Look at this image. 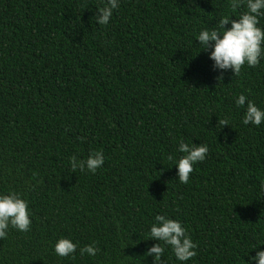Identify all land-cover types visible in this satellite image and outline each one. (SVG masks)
I'll return each instance as SVG.
<instances>
[{
  "label": "trees",
  "instance_id": "obj_1",
  "mask_svg": "<svg viewBox=\"0 0 264 264\" xmlns=\"http://www.w3.org/2000/svg\"><path fill=\"white\" fill-rule=\"evenodd\" d=\"M106 2L0 0V192L32 210L28 231L0 239V264H156L144 254L158 213L197 244L185 264H246L264 241V122L242 124L234 99L264 108V60L234 75L200 51L229 0H119L100 25ZM180 140L209 146L186 184ZM94 150L95 173L72 170ZM60 236L79 242L74 258L53 251ZM92 241L100 251L81 256Z\"/></svg>",
  "mask_w": 264,
  "mask_h": 264
},
{
  "label": "clouds",
  "instance_id": "obj_2",
  "mask_svg": "<svg viewBox=\"0 0 264 264\" xmlns=\"http://www.w3.org/2000/svg\"><path fill=\"white\" fill-rule=\"evenodd\" d=\"M119 7V0H107L99 7L101 15L96 17L100 25H107L113 15V11ZM228 7L234 15H222L219 22L213 27L202 28L196 34L200 42V51L207 50L212 46L210 58L215 66L220 69H231L234 75H238L242 66L255 67L264 60V25H261V17H264V0H229ZM243 7L244 11H237ZM233 17H236L233 19ZM230 27H226L229 25ZM199 51V52H200ZM198 52V53H199ZM197 53V54H198ZM247 101V103H246ZM238 108H243L241 123L244 125H261L264 122V108L259 107L244 93H240L234 99ZM219 125L228 124V120L219 118ZM177 152L182 153L179 158L173 160L177 169L180 183H188L193 165L205 160L209 153L206 143H187L183 140L178 142ZM104 154L100 150L91 151L86 159H78L73 155L69 157V165L72 170H80L95 173L104 163ZM259 190H264V177L260 178ZM32 210L29 202L19 193L9 190L0 192V239L8 235L9 229L28 231L32 223ZM147 237L158 241L145 252V256H153L156 264L167 248L170 247L172 255L178 262L185 264L197 255V244L188 234L187 228L181 220L171 218L165 214H156L148 228ZM78 241L70 236H60L53 245V251L59 257L74 258ZM264 241H259L252 249L255 255L247 253L246 264H264V249L260 248ZM100 251L96 241L79 247L81 256L95 257ZM165 257V256H164Z\"/></svg>",
  "mask_w": 264,
  "mask_h": 264
}]
</instances>
